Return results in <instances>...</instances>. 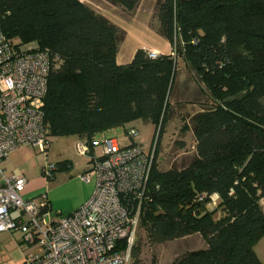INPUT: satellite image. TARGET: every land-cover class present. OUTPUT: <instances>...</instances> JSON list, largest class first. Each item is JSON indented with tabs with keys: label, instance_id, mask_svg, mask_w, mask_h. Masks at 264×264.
<instances>
[{
	"label": "trees",
	"instance_id": "1",
	"mask_svg": "<svg viewBox=\"0 0 264 264\" xmlns=\"http://www.w3.org/2000/svg\"><path fill=\"white\" fill-rule=\"evenodd\" d=\"M107 1L129 10L140 2ZM156 15L172 50L151 58L139 48L129 64L117 65L122 30L80 0H0L6 39L59 57L44 98L49 136L91 141L135 119L158 128L151 199L140 221L148 242L198 233L206 248L170 264H264L254 250L264 237V0H158ZM180 62L209 96L189 118L195 139L189 163L158 170L156 148L178 92ZM212 194L218 202L209 209ZM141 246L138 238L134 264H141Z\"/></svg>",
	"mask_w": 264,
	"mask_h": 264
},
{
	"label": "built area",
	"instance_id": "2",
	"mask_svg": "<svg viewBox=\"0 0 264 264\" xmlns=\"http://www.w3.org/2000/svg\"><path fill=\"white\" fill-rule=\"evenodd\" d=\"M157 55L149 51L151 58ZM58 60L33 42L6 39L0 28V233L19 231L25 244L39 247L38 253L26 254L22 264H134L142 211L151 199L154 159V146L138 142L136 130L126 131L133 141L125 146L107 134L100 135L98 144L78 139V154L88 158L79 177L86 182L94 178L95 187L66 216L51 211L47 191L24 197L26 178L9 175L1 166L22 146L47 150L43 106L48 75ZM52 171L53 165L45 173L50 176ZM217 202L218 195L212 194L208 208Z\"/></svg>",
	"mask_w": 264,
	"mask_h": 264
},
{
	"label": "rangeland",
	"instance_id": "3",
	"mask_svg": "<svg viewBox=\"0 0 264 264\" xmlns=\"http://www.w3.org/2000/svg\"><path fill=\"white\" fill-rule=\"evenodd\" d=\"M80 1L122 30L124 38L118 45L115 58L117 65L129 64L139 48H155L161 54H167L172 50L170 41L158 32L159 23L156 15L158 0H140L133 10L111 4L107 0ZM177 89V94L172 97L169 119L160 134L156 148L158 170L181 168L189 163L195 150V139L189 128V118L209 96L207 90L197 81L193 71L183 62L179 63ZM128 128L137 131L135 137L145 147L149 148L152 144L154 146L158 128L153 123L141 119L132 120L123 126H116L101 133L117 138L119 144L125 146L133 141L126 133ZM99 140L100 135H95V143L98 144ZM77 142V136H49L45 152L30 145L22 146L3 160L1 166L9 175H22L26 178L27 183L22 191L24 197L29 198L47 191L51 211L58 212V216H66L80 206L85 196H91L95 187L94 178L86 182L79 177L86 171L88 158L78 154ZM64 161L70 163L71 167H57L50 172V176L45 173L48 166H58ZM219 215L220 212L215 213L216 217ZM138 238L142 243L139 255L141 264H170L184 252L206 248L203 237L198 233L152 245L148 242L145 228L141 225L136 241ZM254 250L258 258L264 261V237L255 244ZM19 258L20 253L13 238L7 234H0V264H17Z\"/></svg>",
	"mask_w": 264,
	"mask_h": 264
},
{
	"label": "crops",
	"instance_id": "4",
	"mask_svg": "<svg viewBox=\"0 0 264 264\" xmlns=\"http://www.w3.org/2000/svg\"><path fill=\"white\" fill-rule=\"evenodd\" d=\"M149 51H155L157 54H161L157 49L155 48H145ZM90 196H85L84 199H83V202L80 204L82 205ZM260 204L262 207H264V197L261 198L260 200ZM77 209V208H76ZM75 209V210H76ZM73 212V211H72ZM70 212V213H72ZM68 213V214H70ZM67 214V215H68ZM0 234H7V235H10L11 238H13V242L16 244V246L18 247V251L20 253V258L18 260V263L17 264H22V261H23V258L26 254H29V253H32V254H35V253H38L40 251L39 247L36 246V245H28V244H25L23 241H22V234L19 232V231H15V232H2Z\"/></svg>",
	"mask_w": 264,
	"mask_h": 264
}]
</instances>
